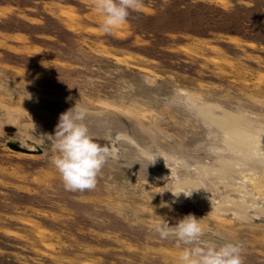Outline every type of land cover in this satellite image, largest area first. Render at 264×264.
Wrapping results in <instances>:
<instances>
[{
	"label": "rangeland",
	"instance_id": "374dc122",
	"mask_svg": "<svg viewBox=\"0 0 264 264\" xmlns=\"http://www.w3.org/2000/svg\"><path fill=\"white\" fill-rule=\"evenodd\" d=\"M1 1L0 264H178L154 227L187 214L264 264V0H144L111 34L93 0ZM76 103L119 157L92 190L40 138Z\"/></svg>",
	"mask_w": 264,
	"mask_h": 264
},
{
	"label": "clouds",
	"instance_id": "9594fccd",
	"mask_svg": "<svg viewBox=\"0 0 264 264\" xmlns=\"http://www.w3.org/2000/svg\"><path fill=\"white\" fill-rule=\"evenodd\" d=\"M93 5L103 16L100 30L111 34L114 29L127 22L131 12H138L143 8L144 0H93ZM87 115L88 109L76 103L60 114L54 134L45 133L40 136L51 143L54 153L51 163L68 191L94 189L98 176L108 161L119 158L116 148L97 142L85 122ZM116 139L119 140L120 137L117 136ZM171 192L175 197H179L181 193L189 197L193 193L183 190ZM158 218L154 231L160 239L172 240L181 249L178 264H243V244L231 241L220 243L206 238L211 229L202 224V218L187 214L171 226L167 219Z\"/></svg>",
	"mask_w": 264,
	"mask_h": 264
},
{
	"label": "trees",
	"instance_id": "16d2710c",
	"mask_svg": "<svg viewBox=\"0 0 264 264\" xmlns=\"http://www.w3.org/2000/svg\"><path fill=\"white\" fill-rule=\"evenodd\" d=\"M11 5L10 4H8V3H6V2H0V9L2 8V7H10ZM201 6V5H200ZM179 10H181V8H179Z\"/></svg>",
	"mask_w": 264,
	"mask_h": 264
}]
</instances>
